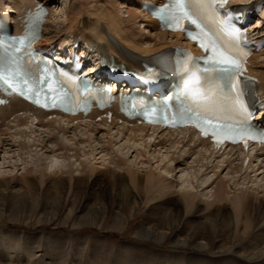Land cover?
<instances>
[{
	"label": "rangeland",
	"instance_id": "1",
	"mask_svg": "<svg viewBox=\"0 0 264 264\" xmlns=\"http://www.w3.org/2000/svg\"><path fill=\"white\" fill-rule=\"evenodd\" d=\"M11 1L12 0H0V6L1 7L5 6L7 5V3ZM92 1L93 0H85V2L88 5L87 7H90L91 5L90 7L91 8L90 10H92L91 14L87 13L82 15L83 17L90 19L92 23L97 22L98 13H100L101 11L106 12L109 9L110 10L115 9L118 16H121L122 18L123 15H125L123 19L126 18L127 11L122 8L121 4L119 5V2L122 3V0H111L112 5H108L110 0H97V1L94 0L93 2ZM83 2L84 0H50L49 3L53 8V17L51 19L52 22L50 21L52 25L50 27L49 32L58 31L59 29H63L65 26H67L70 22L66 20V17L68 16V11L70 10V6L72 4H75V9L79 11L81 9L79 4ZM94 4L97 5L94 6ZM68 7L69 10H67ZM132 26L133 28H129V29L132 32H134L133 35L135 38L139 40L141 39L146 40V38L156 39L154 33L146 32L141 22L132 24ZM57 35L58 33H55L53 34V37H56ZM154 42L152 41L148 43L147 46L148 47L152 46ZM9 127L11 128L8 129V127H6L0 130V136H2L1 138L3 140H7V145H8L3 149H0V173H1V167L3 168L4 166H5L4 170L8 169L7 170L8 172H6L8 174L10 173V169L16 166L15 168H17V171L18 170L19 171L18 172L15 171L13 176L16 174V172L18 173L17 176H19L20 174L23 173L24 171L23 168L26 169L27 167L34 170L35 173L38 174L37 175L38 177L42 171H47V170L49 173L56 172L57 176L63 173L62 176L65 178L64 179L65 190L62 189L61 203L56 211H55L56 207H54L53 205L48 206L52 202L54 203L53 201L54 199L52 198L51 201L49 199L47 202L46 194L43 191L42 187L37 190L38 206L35 205L36 207L34 206V208H32L30 202L26 209L16 212L14 211L15 209L12 207L9 200H7L9 199L8 197H6L8 196V193L0 192V250H3L4 252H6V254L9 252L10 255L12 254L14 258L16 256L18 257V255L22 256V258H19V260L20 261L23 260V262L24 260L25 261L30 260L31 259L30 256L34 255V257L32 258V264L34 263V261L36 262V264L54 263V261H51L50 259L47 260L45 258H52L53 257L52 255H54L55 252L57 256H55L56 258L54 260L55 261L59 260L56 264H68L71 263L70 260H72L73 264H254V261L257 263L264 264V246H262V248H259V246H261L263 243H259V244L256 243L253 240L254 235L253 234L250 235L251 232L256 233L257 231L260 232L261 234H264V231L263 233L259 231V230H264V219L258 222L254 228H251V231H249V234H247L246 237L245 235L242 234L243 225L238 226L239 228L237 227V229H235L236 227H233L231 232L232 234L230 232H227V234L224 235L223 233H221L218 238L214 239L215 241L212 239L211 241L212 244L211 245L209 244V246H207V249H204V251H198L197 249L193 250L187 248L173 247L172 236L174 234L170 235L169 233L167 234V236H165V239H163L161 242H154L153 240L149 241L145 239L144 234L142 235L141 230H138L139 228H137L139 226H144L145 230L148 229L149 232L152 231L156 232L157 229L156 223L158 220H153L148 218V214L150 213L151 210L149 208L152 207V204L153 205L157 204L156 208L159 211H165V216L167 217V220H169L173 211L175 213L178 212V216H180L179 219H181L180 223L184 222L185 219L190 218L191 216L189 217V212L184 209V204L181 205L177 211L176 209L171 210L167 204L166 206L165 205L163 206V204L167 201L165 200L166 198L168 200L171 199L169 200L170 205L180 204V201L178 200H180L181 198V201H183L182 196L184 195L183 193L186 192L187 194L194 193V195H196L197 197L199 196L197 199L200 200L202 199L203 202L202 204L203 207L201 208V210H205V206H204L205 203L210 202L212 200L211 196L216 191V186L218 185L221 179H224L226 182L228 180V184H225L227 192L230 191L229 189L234 191L235 188L236 190L234 192L231 191V193L228 192L227 196H225L226 200L224 201V203L228 207L229 213L231 214V218L234 223L236 222V217L234 215L235 214L234 206L231 203L233 196L235 197V195L237 194L239 195L241 191L252 194L254 199H258V198L264 199V194H263L264 174L262 170L258 171L256 174L255 173L250 174L249 178L245 179V181L240 180L235 184H233L231 181H229L231 177H233L232 174L230 173L231 169L229 167L226 168L225 163H223L224 164L223 165L221 164V162L217 161V163H219V166H222L223 169L217 168L212 172H210L209 174H207L206 176H202L203 170L199 172L196 171L197 169L200 170V168H197L198 165L197 160L199 158L198 155L200 153L205 152V148L202 147L197 150V152H199L197 155H191L188 161L182 164L181 166L182 172L181 173L179 172V174H177L176 177L174 176L175 172L173 170L172 174L173 173L174 174L172 180L175 181L176 183L175 182L174 183L177 185V188L172 190V191L177 190L176 191L177 195H175V198H172L173 195L172 196L165 195L163 197L161 196L159 197L156 195L155 197H152L149 194L148 196L147 193L145 194V189L143 190L144 192L139 195L137 194V192H134V190L132 189L133 191L132 195L136 199L137 206L139 205L137 210L136 211L134 210L133 212V209L131 210L122 206H118L116 204L117 202L114 204L115 201H113L114 199L111 197L113 191L111 187L108 188L107 185L104 186L102 185V192L104 194L100 196L99 200L96 202L94 201L95 195L94 194L90 195L91 192H89L88 190H84V188L80 189L81 193H79L78 195L76 194V191H73L72 187L74 185L73 184L74 181L72 178L70 179V177L79 176L78 172L81 171V169H79L81 168V165H87L88 167L94 165L93 164L95 162L94 158L97 155V152L92 153L91 151L93 150H91V148L87 146L89 145V141L86 142L85 144L82 143V138L85 140V138L87 137V134H85L86 128L71 130L67 135H63L62 133L58 134V141L64 143L66 146L68 144L69 148L76 147L79 149V156L82 157L78 158L79 156H77L73 158V156H71L70 154L72 150H70L71 152L58 151L59 153L58 152L51 153L49 152V150L47 151L46 148L42 149V145H41L42 138L46 137L49 134V132L57 133L53 131V127L37 128L33 134L26 131V133L23 134L22 136L19 135L20 131L18 127H12V126ZM102 131L104 130H101L100 133H98L95 136H92L94 137V141L90 139V143H92L93 149H98L99 147L102 146L104 147L106 146L105 148L109 147L105 143ZM74 133L76 136L75 140L73 139ZM3 134H7V135H3ZM9 135L13 136V138H11ZM110 137H111L110 138L111 142L113 141L110 147L112 149L109 150L110 149L109 148L108 149L109 151L107 150L108 155L103 157V161H105L104 164L105 166L107 165L111 167L109 169L114 171L115 174L125 175V179H124L125 182L123 185L125 187L127 185L126 189H129L130 193H131V187L128 186V184L130 185L129 183L130 177L127 174V169L115 168L114 163L119 158L121 159V157L122 158L125 157L124 160L126 161V164L129 166L131 163L135 162L136 164L137 162V164H139L138 166L141 168L142 167L141 162L144 161V157H145L147 162L149 161L151 163V169H154L155 166H158L159 171H161V173L164 172L163 174L161 173L158 174V177L162 176L164 178L165 173H167L168 171V166L170 165L171 168L176 167L178 165L177 161L180 162L184 157L183 155L184 154L188 155L189 152L188 147L168 144L163 146V149H161V153L159 155H157V152L146 154L147 152L144 151L143 155L145 156L143 157L142 155H140V152L138 151V149L141 148V146H143L142 141H138L137 143L136 142L134 143L130 141V139H128L127 137L122 141H120L121 134L116 130L111 131ZM77 139L80 141H78ZM14 140L25 143L26 147L28 146V148L30 149L32 148V149L31 150L29 149L30 152H27L28 148H26L27 149L26 151L25 148H21V147L16 148V144ZM149 141L151 142L150 143V147H151L152 140L145 141V144H148ZM176 146H178V148H176ZM33 147L34 148L36 147L35 148L36 150ZM48 147L57 149L56 141H52L51 145L48 144ZM11 148L13 150H9ZM18 148L23 149L25 152ZM5 151H13L12 152L13 155L11 154V152L9 154V153H5ZM85 152H87L86 153L87 155L85 154ZM15 153H16L15 155L16 157H14ZM21 153L25 155L23 156ZM174 153L175 155H172ZM117 154H119L120 157ZM178 155H181L179 160H176L174 163L168 162L170 156L177 159ZM16 158L18 160H16ZM231 160H233V158H231ZM91 162L93 163L91 164ZM70 164H72V169L70 168ZM232 165H233L232 167H236L237 162L233 163ZM149 169L150 168H148L147 170ZM146 171L144 168L143 171L144 175L146 174ZM208 171H211V169H208L206 172ZM95 172L100 173V169L98 168L92 171L91 173L92 178L89 177L90 179L87 180L86 182L87 187H92V182H93L92 179L96 174ZM67 173H69L70 175H68ZM155 175H157L156 172ZM196 176L199 177L198 180L199 183L194 180L195 185L192 187L191 185L193 184L190 181L196 178ZM190 178H192V180H190ZM187 179L189 180L187 181ZM37 180L40 181L41 178H38ZM144 180H145V176H144ZM242 181H244V183ZM111 183L112 181L110 182V184ZM187 183L191 187L187 185ZM206 183H208L207 185H211V186H208L207 188L204 189V185ZM202 185H203L202 188L204 189V190L202 189L203 191L201 190L200 187H198ZM15 188L20 189L22 191L25 189L22 183L15 184ZM182 189L184 192L182 191ZM53 195H54L53 192L50 191V196ZM57 196H59V193H57ZM86 199H87L86 204L90 205L91 208L97 210L99 213L96 218H93L92 224L80 227L79 221L82 219L81 218L82 214L80 213V210L77 209L74 212H71L70 209L72 207L73 209L79 208L81 203H83ZM39 206L40 207L45 206V209H42L43 207L40 208ZM67 214L70 215L68 220H66ZM116 215L120 216L121 220L119 219V221H117V219L115 218ZM199 218L201 217L200 216L198 217L197 219L198 221H200ZM203 223L207 224V220L204 219ZM163 228L164 229L160 231H164V232L168 231L165 230L164 226ZM182 232L180 230L181 234ZM157 233L158 235L160 233L158 229H157ZM183 235L185 237V233ZM251 236H252L251 242L249 243L250 241L249 238ZM26 238H29V240L26 241L25 240ZM208 241L210 240L205 239V237L202 236L198 240V243L207 244ZM27 242H32V243L29 244ZM248 245L250 247H253L254 245L255 246L259 245V246L257 249L254 248L250 249L248 248ZM8 247H10V249ZM30 247H33V251H35V253H32ZM43 248L44 250L41 251ZM231 256L232 259L230 258ZM13 257L11 259L5 257L6 260L3 261L4 264H15Z\"/></svg>",
	"mask_w": 264,
	"mask_h": 264
},
{
	"label": "bare ground",
	"instance_id": "2",
	"mask_svg": "<svg viewBox=\"0 0 264 264\" xmlns=\"http://www.w3.org/2000/svg\"><path fill=\"white\" fill-rule=\"evenodd\" d=\"M95 1H97V0H95ZM11 4H12V6H7L6 7V9H7L6 15H8L9 13L14 12V9H16V7H17L16 6L17 4H14V5H13V3H11ZM119 4H121V3H119ZM92 5H93V3H92ZM96 5L94 4V6H96ZM108 5H112L111 0L108 3ZM79 6L81 7V9L79 11H77V9H75V4H72L70 6V10H69V7H68L67 10H69V11H68V16L66 17V20L70 21L69 23H71V24L67 28L65 26L63 29H59L58 31L49 32L50 27L52 25L51 24L52 21H51L46 26V35L47 36H53V34L60 33L61 31L64 30L65 32H64L63 35L65 36V38L69 34H71L73 32H80L86 38L97 39L98 37H104V35L106 33H112V35H114L117 39L122 40L131 49L139 51V52L144 53V54H148V53L154 52L156 50V48H159L161 46V44L167 38V36H166L167 33L156 34L155 35L156 39L146 38V40H142V39L139 40V39L135 38L134 35H133L134 32H132L129 28H133L132 24H136L138 22H142L144 19H146V20L148 19L141 12H139L137 10V8L136 9H133V8L132 9H128L127 12H126V18L125 19H123V17L125 15H123V17L121 18V16H118V14H117L115 9L114 10L111 9L112 11L109 9L110 12H109V10H107L106 12H102L101 11L100 13L97 14L98 15V17H97V21L98 22L95 25V28H93L91 26L90 21L87 18L81 17L83 14H87V13L91 14V11H92V10H90L91 9L90 8L91 5H90V7H87L88 5H87V3L84 0L83 3L79 4ZM122 8H124V7H122ZM104 10H106V9H104ZM76 20L78 21V23H76L77 22ZM100 22H104V24H102ZM149 22H150V25L152 27L157 28V25H156L155 22H153V21H149ZM88 31H91L92 34L91 35L87 34ZM172 37L175 38V41H174L175 43L179 39V35H175V36H172ZM50 39H52V38H48L47 37V40H50ZM152 41L153 42L155 41L154 44L152 46L148 47L147 44L152 42ZM41 44H47V41L46 40H42ZM117 53L119 54V52H117ZM120 57L122 59H124L121 55H120ZM252 63L255 66L258 65V68L253 70V73L261 80V83L264 86V55H263L262 58L260 56L255 58ZM13 105H14L15 110L19 109V111L23 110V108L25 107V105L23 103H20V102H15ZM2 111H5V110L4 109H0V112H2ZM19 111H16V112H19ZM4 119H7V118H4ZM64 123L65 124H69V123H72V121L71 122L66 121ZM79 125H81V124H78L77 127ZM83 125L85 127H87L86 124H83ZM91 125H92V128H90V129L87 128L86 133H85V134H87V132H89L90 135L87 138H85V140L82 138V143L85 144L87 142V139H89L88 140L89 141V145H87V146H89L91 148V150H93V151H91L92 153L93 152H97V155H96L97 158L96 157L94 158V161H95L94 163L91 162V164L93 163L94 165H91L89 167L87 165H81V168H79V169H81V171L80 172L77 171L79 173L78 174L79 176H77V177L75 176L76 178L74 176L70 177V179L72 178L73 181H74L73 182L74 185H73L72 189H73V191H76L77 195L79 193H81V191H80L81 188H84V190H88L89 192H91V194L89 193L90 195H93V194L95 195V200L94 201L96 202V201L99 200L100 196H102L104 194L102 192V185L103 186L107 185V187L108 188L111 187V189L113 191V193L111 194L112 195L111 197L114 199L113 201H115L114 204L117 202L116 204L118 206H122V207H125V208H128V209H131V210L133 209V212H134V210L135 211L137 210L139 205L137 206L136 199L132 195L133 194L132 189L134 190V192H137V194H139V195L141 193H143L144 192L143 190L145 189V194L147 193L148 196H149V194L152 197H155L156 195L159 196V197L160 196L163 197L165 195L166 196L167 195H171V196L173 195L172 198H175V195H177L176 194L177 190L176 191H172V190L177 188V185L175 184L176 182L172 180L173 174H174V173L172 174L173 170L175 172L174 176L176 177L177 174H179V172L180 173L182 172V169H181L182 164L187 162L191 155H197L199 153L197 151L192 150V152L189 155H185L184 154L183 155L184 157L182 158V160L180 162L179 161L177 162L178 165L176 167H174V168H171V166L169 165L168 166V171H167V173H165L164 178L162 176H160L161 177L160 178V177H158V174L161 173V171H159L158 166H155L154 169H151V163L149 161L147 162L146 158L144 157L145 155H143V152L146 151L147 152L146 154L157 152V155H159L161 153V149H163V146H165L167 144V142H172V143H174V145H181L182 144L183 146H185V144H184L185 136L183 135L182 138L180 139V141H175V140H171V138H170L172 136L171 132L157 134L156 133V129H154V130H152L150 135H147V137L151 138V137H153L155 135L156 136L159 135L158 139H161V140L158 141L159 143L157 145L156 144L155 145L152 144L151 147H150V143L151 142L149 141L148 144H145V141L147 139H145L143 136H141V135H128V139H130V141H132L134 143L135 142L137 143L138 141H142L143 146H141V148H139L138 151L140 152V155H142L144 157V161H142L140 159L142 161L141 162V164H142L141 168L138 166L139 164H137V162H136V164H135V162L131 163L132 165L130 164V166L127 165L126 161L124 160L125 157H123V158L121 157V159L119 158L114 163L116 169L117 168H123V169L126 168L127 169V174L130 177L129 178L130 185L128 184V186L131 187V193H130V190L126 189L127 185H126V187L123 185L124 182H125V180H124L125 179V175L124 174H118V175L115 174L114 171L109 169L111 167H109L107 165L105 166V164H104L105 161H103V157L108 155L107 154L108 153L107 150L111 147V142H109V147L108 148H105L106 146L105 147L104 146L99 147L98 149H93L92 148V143H90V139L92 141H94V137H92V136H95L98 133H100L101 129L99 130V128H97L96 125H93V124H91ZM24 126H25V128H28V126H26V125H24ZM88 126H90V124H88ZM99 126L100 127L101 126H105V124L101 123ZM51 127H54V126H51V124H49V128H51ZM72 128L73 127H66V128L62 127V128H55V129L58 131V133H62L63 135H67V134H69V132H70V130ZM20 130H22V129H20ZM136 130L144 131V128H138ZM58 133L54 134V133H50L49 132V134L46 137L42 138V140H41L42 149L46 148L47 151L49 150V152H51V153H55V152H58V151L67 152V151L72 150V152L70 151L71 152L70 154H71V156H73V158L79 156V149L78 148H76V147H74V148L70 147L69 148L68 144L66 146L64 143L58 141ZM164 134H166V135L163 136ZM3 135H7V134H3ZM19 135L22 136L23 134H20V132H19ZM104 135H105V137H107L109 134L106 131ZM9 136L11 138H13V136H11V135H9ZM1 137L2 136H0V149H3L4 147H6L8 145H7V140H3ZM75 138H76V136H75V133H74L73 139L75 140ZM167 138H168V140H167ZM122 140H123V138L121 139V141ZM52 141H56L57 149L48 147V144L51 145ZM78 141H80V140H78ZM14 142L16 144V148L17 147H21V148H25V151L27 150L26 148H28V146L26 147L25 143H22L20 141H15V140H14ZM75 143H77V142H75ZM200 143H204V142H200ZM29 147H30V145H29ZM38 148H39V146H38ZM176 148H178V146H176ZM18 149H20V148H18ZM29 149L30 148H28V150ZM111 149L112 148H110L109 150H111ZM9 150H13V149L11 148ZM20 150H23V149H20ZM28 150H27V152H30V150L29 151ZM19 151H18V154H19ZM10 152L12 154L13 151H5V153H9V154H10ZM232 152H235V149H232L231 153ZM86 153L87 152H85V154ZM105 153H106V155H105ZM210 154L214 155V152H212L210 150ZM210 154H209L210 162H205V163H203V155H202V153H200L198 155L199 158L197 160V163H198L197 168H200V170L197 169L196 171L199 172V171L203 170L202 171V176H206L207 174H209L210 172H212L213 170H215L217 168H220V169L222 168L223 169L222 166H219V163L213 164L215 162L214 161L215 159H213ZM15 155H16V153L14 154V157H16ZM117 155L119 156V154H117ZM172 155H175V153L172 154ZM249 155L252 156V154H249ZM114 156H116V155H114ZM80 157H82V156H79L78 158H80ZM180 157H181V155H178L177 159L179 160ZM12 158H13V156H12ZM135 158H137V157H135ZM216 158H218V157H216ZM254 158H255L254 160L258 164L256 166L252 167V164L255 161L253 163L249 162L248 167L245 168L244 170L242 169L244 173L246 172V174L241 179H239L240 178L239 174H241V164H239V168H238V166L237 167H232L233 166L232 165L233 161H231V162L230 161H226V164H227L226 167H228V166L230 167V169H231L230 173L233 176V177H231V179L229 181H231L233 184H235L236 182H238L240 180H244L245 181V179L249 178L250 174H252V173L256 174L260 170H262L263 174H264V154L259 155V156H255ZM207 159H208V157L205 158V160H207ZM16 160H18V159L16 158ZM24 162H25V160H24ZM168 162H173L174 163V159H173L172 156L169 157ZM211 163L213 164V166L210 168ZM23 164H25V163H23ZM199 164H200V167H199ZM221 164H223V161L221 162ZM4 167L3 168L1 167V173H0V192L8 193V196H6V197H8L9 199H7V200H9L10 204L15 209L14 210L15 212L23 210V209H26L30 202H31L30 204H31L32 208H34V206L38 204L37 190L40 189L41 187L43 188V191L46 194L47 202H48L49 199H50V201H51L52 198L54 199L53 200L54 203L53 202H52L53 204L52 203L51 204L48 203L49 204L48 206H52L53 205L54 207H56L55 211L59 208L60 203H61V192H62V189L65 190V183H64L65 182L64 181L65 178L62 176L63 173L60 172L61 174L57 176L56 172L55 173H49L48 170H47V171H42L40 173L39 177H38L37 176L38 174H36L34 170H32L29 167H27L26 169L23 168L24 169L23 173L20 174L19 176H17L18 175L17 172L19 170L17 171V168H15L16 166L14 168L10 167L11 169L9 168L10 169V173L9 174L6 173V172H8L7 171L8 169L4 170ZM97 167L100 169V173H96L97 171L95 172L96 174H95L94 178L92 179V181H93L92 182V187H87L86 182H87V180L92 178V174L91 173L95 169H98ZM143 167L145 168V171L148 168H150L149 170H147L148 172L146 171L145 175L143 174V171H144ZM70 168L72 169V164H70ZM208 169H211V171L206 172ZM165 170H167V169H165ZM15 171H17V172L13 176ZM155 172L157 173V175H155ZM163 173L164 172H162L161 174H163ZM183 173H185V172H183ZM67 174L70 175L71 172H70V174L69 173H67ZM144 176H145V180H144ZM38 178H41V180L38 181L37 180ZM188 180L189 179H187V181ZM190 180H192V178H190ZM194 180L196 182H198L199 177L196 176V178H194L192 181H190L193 184V185H191L192 187L195 185ZM111 181H112V183L110 184ZM181 181H182V179H181ZM244 181H242V182L244 183ZM184 182H185V180H184ZM207 182H209V181H207ZM210 182H211V180H210ZM17 183H22V185H23V187L25 189L22 191L20 189L15 188V184H17ZM182 183H183V181H182ZM188 183H187V185H189ZM207 184L208 183H206L204 185V189L207 188L208 186H211V185H207ZM225 184H228V180H227V182L224 179H221L219 181L218 185L216 186V191L211 196L212 200L210 202H206L205 205H204L205 206V210H201V208L203 207L202 206V204H203L202 199L201 200L197 199L199 196L197 197L196 195H194L193 192H191L193 194H187V192L183 193L184 194L182 196L183 197L182 198L183 201H181V198H180V200H178V201H180V204L170 205L169 200H171V199L168 200L165 197L166 198L165 200H167V201L163 204V206L164 205L166 206V204H167L170 207L171 210L176 209V211H177L178 208L181 205L184 204V209L189 212V217L190 216L191 217L185 219L184 222L180 223L181 219H179L180 216H178V212L175 213L173 211L174 213L172 212V215L170 216L169 220H167V217L165 216V211H159L156 208L157 204H154V205L152 204V207L150 206L151 208H149L151 210H150V213L148 214V218L153 219V220H158L157 223H156V227H157V229L160 232L159 235L157 233V229H156V232L155 231L149 232L148 229L145 230L144 226H139V227H137V228H139L138 230H141L142 235L144 234V236H145V239H147L149 241L153 240L154 242H161L163 239H165V236H167L168 233L170 235L174 234L172 236V239H173L172 246L173 247H175V248L176 247L177 248H187V249H193V250L197 249L198 251H204V249H207V246H209V244L210 245L212 244V242H211L212 239L214 240L215 238H218L221 233H223V235L227 234V232L231 233L233 227H236L235 229H237L238 226L243 225V227H242L243 228V233L242 234L245 235V237H246V235L249 234V231H251V228H254L257 225L258 222H260V221H262L264 219V199L263 198L254 199L252 194H250L248 192H241V191H240L239 195L237 194V195H235V197L233 196V199L231 200V203L234 206V212H235L234 215L236 217V222L233 223V220L231 218V214L229 213L228 207L224 203V201L226 200L225 196H227L228 192L231 193L232 190L229 189L230 191L227 192ZM183 185H185V184H183ZM183 185H181V186H183ZM198 187H200L201 190L203 189L202 188L203 185L202 186H198ZM183 189H182V191H183ZM188 189H190V188H188ZM50 191L53 192V194H54L53 196L54 197L50 196ZM197 192H199V191H197ZM232 192H234V191H232ZM57 193H59V196H57ZM197 194H199V193H197ZM75 199H76V197H75ZM86 201H87V199L83 203H81L79 208L73 209V207H72L70 209L71 212H74L77 209L80 210V213L82 214L81 215L82 219L79 221L80 227L92 224L93 218H96L98 213H99L97 210L91 208L90 205H87ZM148 201H150V200H148ZM42 207H40V208L45 209V206H42ZM69 216H70L69 214L66 215V220H68ZM199 216L201 217V218H199L201 222L197 220ZM102 218H103V216H102ZM115 218L117 219V221H119L120 216L116 215ZM116 219H114V220H116ZM204 219L207 220V224L203 223ZM163 226L165 227L166 231L168 230L167 232L160 231V230L164 229ZM178 229H180L181 232L183 231L182 234L180 233V230H178ZM259 231H261L263 233L264 230H259ZM184 233H185V237L183 235ZM252 234L254 235L253 236V240L256 243H258V244L259 243H263L261 246L258 245L259 248H262V246H264V234H261L258 231L256 233L255 232H251L250 235H252ZM202 236H204L205 239H209L210 241H208L207 244L198 243V240ZM251 238H252V236L249 238V240H250L249 243L251 242ZM25 240L28 241L29 238H26ZM26 241H25V243H26ZM27 243L31 244L32 242H27ZM258 246L254 245L253 247H250L248 245V248L257 249ZM8 248L10 249V247H8ZM30 248H31L32 253H35V251H33V247H30ZM43 250H44V248L41 251H43ZM8 255H10L9 252L6 254V252H4L3 250H0V264H4L3 261L6 260L5 257L6 258L8 257L10 259L13 257L12 254L10 256H8ZM22 255H24V254H22ZM52 256H53L52 258H45V259H47V260L50 259L51 261H54V263H51V264H56L59 261V260H57V261L54 260L56 258L55 256H57L56 252ZM33 257H34V255H31L30 256V258H31L30 260H28V261L24 260V262H23V260L22 261L19 260V258H22V256L18 255V257L17 256L15 258L13 257L14 258L13 260L15 261L14 262L15 264H32V258ZM42 258H44V257H42ZM230 258L232 259V256ZM70 262L71 263H68V264H73L72 260H70ZM33 264H36V262L34 261ZM254 264H261V263H257V262L254 261Z\"/></svg>",
	"mask_w": 264,
	"mask_h": 264
},
{
	"label": "snow or ice",
	"instance_id": "3",
	"mask_svg": "<svg viewBox=\"0 0 264 264\" xmlns=\"http://www.w3.org/2000/svg\"><path fill=\"white\" fill-rule=\"evenodd\" d=\"M226 3L227 0H167L158 10L157 18L173 31L194 25L198 32L186 34L198 41L206 55L194 58L183 53L176 69L183 79L182 89L162 106L144 107V114L149 122L193 124L205 136L211 134L218 144L225 139L233 143L243 140L247 146L249 139L264 141V131L251 123L254 113L244 100L254 91V81L243 77V62L250 55L246 50V32L234 22L231 9L222 11ZM44 14L40 9L36 19ZM35 39L34 30L22 37L0 38V83L25 98L39 97L46 87L45 99L52 95V107L72 103L74 94L65 87L68 83L75 86L77 93L90 94L87 80L67 73H60L63 79H58L47 63L43 67L36 63L33 70L31 49ZM34 102L41 104L39 99ZM137 103L132 101L131 108L135 109ZM170 109H174L171 115Z\"/></svg>",
	"mask_w": 264,
	"mask_h": 264
}]
</instances>
